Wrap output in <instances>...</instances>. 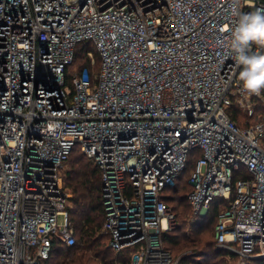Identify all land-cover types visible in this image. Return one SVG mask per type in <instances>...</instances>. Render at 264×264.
<instances>
[{
  "label": "built area",
  "instance_id": "2783aa9c",
  "mask_svg": "<svg viewBox=\"0 0 264 264\" xmlns=\"http://www.w3.org/2000/svg\"><path fill=\"white\" fill-rule=\"evenodd\" d=\"M256 9L264 0H0V264L76 245L63 173L76 151L101 172L102 231L127 264H181L165 197L190 165L195 222L217 206L218 248L264 258V90H242L229 41Z\"/></svg>",
  "mask_w": 264,
  "mask_h": 264
},
{
  "label": "trees",
  "instance_id": "16d2710c",
  "mask_svg": "<svg viewBox=\"0 0 264 264\" xmlns=\"http://www.w3.org/2000/svg\"><path fill=\"white\" fill-rule=\"evenodd\" d=\"M86 51V48L84 45H82L77 53V59H76V66L82 67L87 64V60L83 59L84 53ZM97 65H99V57L96 55ZM262 107V106H261ZM260 107V111H262V108ZM264 107V106H263ZM264 110V109H263ZM234 119L238 120L239 110L237 108H234L233 110ZM263 115L264 113L261 112ZM74 155H81L85 159L88 160L87 163H82L80 161H76L75 163H80V168L76 170L75 175L70 179L69 184L66 186L71 187L72 192L74 194V201L75 204L81 205L84 207L88 213H95V217H91L87 215V222L88 224H85L80 227V235L78 239V234L76 233L77 243L73 247H64L56 244L49 256V258L46 261V264H77L79 262H83V264L86 263V261H93L94 259L98 260L99 264H116L117 262H120V264H127L129 261V254L119 255L116 254L115 258L106 259L104 257L103 259L100 257L102 252L100 251V248L102 246V236L104 239H106V252H110L111 254L115 252L111 250L108 247V237L105 233H103L102 229V235L98 236L97 231L94 229L93 223L98 218V216L103 217V222L105 220V212L102 204V197H101V187H102V181H101V172L98 169V167L90 161L83 153L80 151L74 152L72 156ZM70 157V158H71ZM189 170L191 172V165L189 167ZM191 183L190 178L189 181H187L183 187L180 184V180L178 181L177 185L168 192V194L165 197V200L173 207L175 210L177 217H178V223H179V217H180V211L178 210V207L183 206V214L188 213V208H186L183 205V201H187V195L191 191ZM181 191V192H180ZM176 202L177 205H173V203ZM179 203V205H178ZM188 206L190 207L189 203ZM191 208V207H190ZM192 210V209H191ZM71 210V214H72ZM219 209L218 207H214L210 214L202 219L201 221H197L196 223L202 227L205 223H211L213 224L214 228V235H215V226L217 223V217H218ZM71 219L73 222V217L71 215ZM74 225V224H73ZM97 227L100 225H96ZM75 228V226H74ZM103 228V224H102ZM178 228L173 229L171 231L166 232L163 235L165 246L172 251V253L176 257L177 256L173 249L170 247V245H179L181 242V236L178 234ZM184 237V247L191 246V242H195L196 239L190 240V237H188L186 234ZM80 242V245H79ZM105 244V243H104ZM214 250H205L196 249V253H202V258L204 257H213L215 260L212 263L208 264H237V257L233 255L232 253L228 252L227 250L218 248L216 244V239H214L213 242ZM66 250V251H65ZM198 250V251H197ZM65 253L66 252V258L64 260H56L54 255L55 253ZM72 258L70 259L69 257ZM199 256V255H198ZM109 257V256H108ZM110 258V257H109ZM196 264H204L203 262L198 261V259H194ZM181 264H185L183 261V258L181 257ZM250 264H264V258L254 259Z\"/></svg>",
  "mask_w": 264,
  "mask_h": 264
},
{
  "label": "rangeland",
  "instance_id": "374dc122",
  "mask_svg": "<svg viewBox=\"0 0 264 264\" xmlns=\"http://www.w3.org/2000/svg\"><path fill=\"white\" fill-rule=\"evenodd\" d=\"M262 111L264 113V107L262 106ZM238 123L241 126H247L248 124V119L246 117V115L242 112L239 111V115H238ZM80 161L82 163H87L88 160L85 159L83 156L81 155H74L72 156L69 161L67 163H65L64 167H63V173L66 177V184H69L70 179H72V177L75 175V172L77 169L80 168V163H75L76 161ZM190 178V170L187 169L186 171H184L181 175H180V184L181 186L185 185V183L187 181H189ZM67 190L70 194V214H71V210H72V217H73V224L75 226V230L78 234V239H79V235H80V227L88 224L87 222V215L91 216V217H95L96 214L95 213H88L87 210L82 207L81 205L75 204L74 201L72 199H74V194L72 192L71 187L67 186ZM181 192V191H180ZM173 205H177L176 202L173 203ZM179 205V203H178ZM183 205L188 208V213L187 214H183V206L178 207V210L180 211V217H179V223L176 226L175 229H179L178 230V234L181 236V242L179 245H170V247L173 249L174 253L177 256H180L183 258V261L185 264H196L194 259H198V261L203 262L204 264H208V263H212L215 259L213 257H204L202 258V253H196V249L201 250V249H205V250H214V246H213V242L215 239V235H214V228H213V224L211 223H205L202 225V227H200L199 224H197L195 222V220L193 219V213L191 208L188 206L187 201H183ZM59 221L62 223L64 221V217L63 215H61L59 217ZM102 224H103V217L102 216H98V218L95 220V222L93 223L95 230L97 231L98 236L102 235ZM96 225H100V226H96ZM187 235L188 237H190V240L196 239L195 242H191V246L189 247H184V235ZM183 238V239H182ZM102 246L100 248V251L102 252L101 254V258L103 259L104 257H106V259H111V258H115L117 253H110V252H106L105 246H106V239L103 238L102 236ZM105 243V244H104ZM80 245V242H79ZM197 250V251H198ZM66 251V250H65ZM199 255V256H198ZM110 258H109V257ZM56 260H64L67 256H66V252L65 253H55L54 255ZM70 259L72 258L69 257ZM77 264H83V262H79ZM85 264H99L98 260L94 259L93 261H86Z\"/></svg>",
  "mask_w": 264,
  "mask_h": 264
},
{
  "label": "clouds",
  "instance_id": "9594fccd",
  "mask_svg": "<svg viewBox=\"0 0 264 264\" xmlns=\"http://www.w3.org/2000/svg\"><path fill=\"white\" fill-rule=\"evenodd\" d=\"M229 41L233 58L242 66L238 77L242 90L260 95L264 90V9L240 14Z\"/></svg>",
  "mask_w": 264,
  "mask_h": 264
}]
</instances>
